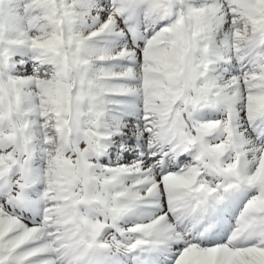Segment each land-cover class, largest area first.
<instances>
[{
    "label": "snow or ice",
    "instance_id": "obj_1",
    "mask_svg": "<svg viewBox=\"0 0 264 264\" xmlns=\"http://www.w3.org/2000/svg\"><path fill=\"white\" fill-rule=\"evenodd\" d=\"M0 264H264V0H0Z\"/></svg>",
    "mask_w": 264,
    "mask_h": 264
}]
</instances>
